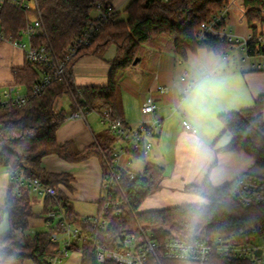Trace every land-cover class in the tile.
<instances>
[{
  "label": "trees",
  "instance_id": "obj_1",
  "mask_svg": "<svg viewBox=\"0 0 264 264\" xmlns=\"http://www.w3.org/2000/svg\"><path fill=\"white\" fill-rule=\"evenodd\" d=\"M39 7L44 35L34 40L35 45L49 44L55 59H63L72 40L78 37L92 21L91 12L97 3L107 0H36ZM248 27L256 33V23L264 28V0H243ZM228 0H131L118 13L113 24H104L90 45L82 48L66 64L63 79L47 86L43 93L22 107L0 105V167L21 170L39 178L44 184L55 187L67 183L66 175H51L41 171L43 157L55 154L67 162H81L97 156L102 169L110 161L109 147L90 146L82 151H73L69 143L57 141L56 132L64 123L66 114L59 109L61 98L67 97L74 111V100L82 99L89 109L109 107L114 115L117 107L118 74L133 65L142 46L150 41L167 36L172 48L182 60L188 55L206 50L215 55H225L229 45L209 39L205 43L196 41L199 27L218 13ZM125 18L122 19L121 15ZM26 12L6 3L0 8V30L7 39H18L25 26ZM1 43V42H0ZM110 46L116 54L109 62L108 83L103 87H77L73 83V68L85 56L103 58ZM253 55V52L250 53ZM38 80V68L27 61L15 71L12 84L21 85L27 91ZM223 131L230 135L222 151H242L254 160L255 166L264 170V98L258 97L250 108L218 116ZM135 160L145 163L141 172L129 177L123 171L114 201H119L118 213L112 209L104 217L107 228L93 229L75 213L72 204L58 194L66 220L87 234L96 235V240L113 248L115 239L130 235L138 227L152 232L158 241L197 238L210 239L218 234H238L240 231L264 225V205L244 207L230 193L231 183L216 188L206 179L201 185H189L185 191L203 198L206 204H184L153 211H140L144 201L157 189L163 180V168L146 162V155L133 153ZM102 203L99 202L98 213ZM6 217L8 229L0 232V264L4 262H30L31 264H53L59 243L50 240V231L35 232L30 240L21 241L29 228L30 220L37 218L31 210L28 195L20 197L11 193V186L0 207V221ZM80 252L81 264H97L92 241H83L69 248ZM106 264H115L108 262ZM161 264H248L219 258L213 255L205 263L161 261Z\"/></svg>",
  "mask_w": 264,
  "mask_h": 264
},
{
  "label": "crops",
  "instance_id": "obj_2",
  "mask_svg": "<svg viewBox=\"0 0 264 264\" xmlns=\"http://www.w3.org/2000/svg\"><path fill=\"white\" fill-rule=\"evenodd\" d=\"M107 1L120 5L123 0ZM259 30L264 33V28ZM249 31L248 27V32H235L246 35ZM159 38L142 46L137 64L118 74L115 116L132 127L137 126L142 118L141 106L151 96L157 106L155 116L161 122L154 138L156 151L151 163L163 168V180L159 189L141 205L142 212L184 204H206L203 198L185 191V187L201 185L207 179L213 187L219 188L243 173L259 169L254 160L242 151H222L228 144L230 135L223 131L218 116L250 108L255 99L264 98V71H257L254 67L255 60L245 57L239 50L225 55L200 50L182 60L173 51L172 41L170 46L167 44L164 47L160 41L155 43ZM115 54L116 48L110 46L103 58H81L73 68L74 85L106 86L110 72L109 62ZM24 64L22 51L9 43H0V90L12 83L15 71ZM179 69L187 74L185 81L177 79ZM209 77L219 82V91L202 107L190 110L184 104L188 95L184 90L190 83ZM157 85L170 87L171 91L160 94L155 91ZM66 105L67 109H64L63 103L58 105L66 114L64 123L56 132L59 143H69L73 151H82L93 145L109 147L112 151L118 147L119 143L100 119V107L88 111L86 121H81L68 119L73 112L69 99ZM174 107L178 108L177 112H173ZM183 119L195 128V133L183 128ZM148 155L149 153L146 155V162H150ZM144 166L145 163L143 168ZM40 167L46 174L68 177L67 183H59L55 189L72 204L80 218L97 215L102 176L101 161L97 156L73 163L51 154L42 158ZM133 167L136 165L130 166L134 172L143 170ZM4 177L9 188L8 178ZM28 199L32 210L35 198L31 200L28 195ZM42 203L44 205V201ZM91 207L94 208L93 211H84ZM55 264H81V254L70 252L67 258Z\"/></svg>",
  "mask_w": 264,
  "mask_h": 264
},
{
  "label": "built area",
  "instance_id": "obj_3",
  "mask_svg": "<svg viewBox=\"0 0 264 264\" xmlns=\"http://www.w3.org/2000/svg\"><path fill=\"white\" fill-rule=\"evenodd\" d=\"M30 0H0V8L8 3L13 7L26 12L25 26L19 31L18 39H7L0 30V42L9 43L13 48L23 52L24 59L38 68V80L26 90L21 85L9 84L0 90V105L22 107L31 99L39 97L44 89L51 83L63 79L65 64L82 48L90 45L98 35L100 27L104 24H113L121 11L119 6L110 2L97 3L96 15L83 29L81 34L70 42L64 58L55 59L49 44L35 45L34 40L44 35V27L40 16L37 1L33 0L34 8L31 10L26 4ZM131 0H123L129 3ZM166 3L169 0H155ZM232 10L230 0L215 15L204 22L196 33V41L205 43L209 39L224 42L229 45V52L241 51L245 57L255 60L254 67L257 71H264V33L259 26L253 23L251 27H258L256 33L250 28L246 35H238L231 24L229 16ZM245 13V9H244ZM253 52V55L250 53ZM187 74L180 77L185 81ZM187 87L184 93H188ZM155 91L167 94L170 87L157 85ZM74 100V111L68 119L86 121L89 109L82 99ZM157 106L154 99L148 96L141 106V121L135 127L124 123L116 117L109 107L100 108V119L119 143L110 155V161L102 169L101 176V212L92 217L81 218L84 223H90L93 229L104 231L107 222L104 217L108 212L117 215L119 201H114V196L119 189L122 172L128 171L129 177H134L130 169L136 161L133 153L147 155L152 148L151 140L155 138L160 128V119L155 116ZM178 108L174 107L173 112ZM185 130L195 133V128L186 120H182ZM126 157L123 163L122 158ZM6 175L11 186V193L20 197L25 191L28 195L38 196L44 201L43 224L50 231V240L59 243L57 256L51 259L53 264L67 258L69 248L80 245L83 241L93 242L97 264L113 262L115 264H161V261H180L188 263H205L213 255L236 261H246L248 264H264V225L252 226L240 231L238 234H218L210 239L197 238L191 241L181 239H166L158 241L156 236L143 228L130 235H119L113 248L99 243L96 235L85 233L82 228L66 220V214L61 207L55 187L44 184L39 178L31 176L21 170H8L0 167V175ZM230 193L234 200L241 206L254 207L264 205V177L250 173H243L236 177L230 186ZM259 251V254L257 253Z\"/></svg>",
  "mask_w": 264,
  "mask_h": 264
},
{
  "label": "rangeland",
  "instance_id": "obj_4",
  "mask_svg": "<svg viewBox=\"0 0 264 264\" xmlns=\"http://www.w3.org/2000/svg\"><path fill=\"white\" fill-rule=\"evenodd\" d=\"M118 2V1H117ZM244 1L243 0H230V4L232 6V10L230 12V16H229V20H230V23L231 25L233 26V29L234 31H241V32H248V24L246 22V18H245V13H244ZM26 4L29 6V8L31 10H33L34 8V2L33 0H30V1H26ZM127 2L123 3V1L121 2L120 5H115V6H119L120 10L123 11V9L127 6ZM96 15L95 11L93 10L91 12V16L94 17ZM122 19L125 18V15L122 14L121 15ZM160 41V43L163 44V46L165 47L167 44L170 46L171 45V40L169 37L167 36H162L160 37L159 39L155 40V43H158ZM184 71H182L181 69H179L178 71V74H177V79L180 80V77L184 76ZM192 84L190 83L189 84V88H188V92H189V89H190V86ZM188 94V93H186ZM67 97H63L60 99L59 104L63 103V107L64 109H67L68 108V105L67 104ZM152 142V148L151 150L149 151V160L150 162L154 161L153 160V155H155V151H156V145H155V140L154 138L151 140ZM126 157H123L122 158V163L124 164V162H126ZM132 164H135L136 167H133V168H136L137 170H140L141 168H143V165L144 163L141 162V161H133ZM135 170V169H134ZM135 170V171H137ZM248 173L250 174H253V175H261L262 177H264V171L261 170V169H255L253 171H249ZM6 175H0V207H2L3 203H4V199L6 197V193H7V190H8V184L5 180V177ZM2 177V178H1ZM189 194H192L194 196H197L196 194H193V193H189ZM199 196H197L198 198ZM34 199V202L32 204V212L34 214H36L37 218H34L32 220H30L29 222V228L23 233V237L24 239L21 238V241H25V240H30V238L33 236V233L35 232H42V231H46L47 228L45 227V225L43 224V217H44V205L42 203V199L38 196H34L32 195L31 196V200ZM201 198V197H199ZM93 211L94 208L91 207V208H87V209H84V211ZM95 214V213H93ZM8 229V224H7V219L6 217L4 216L2 218V220L0 221V232H5L7 231ZM2 264H31L30 262H21V263H18V262H4Z\"/></svg>",
  "mask_w": 264,
  "mask_h": 264
},
{
  "label": "clouds",
  "instance_id": "obj_5",
  "mask_svg": "<svg viewBox=\"0 0 264 264\" xmlns=\"http://www.w3.org/2000/svg\"><path fill=\"white\" fill-rule=\"evenodd\" d=\"M219 88L220 84L215 79H198L190 86L184 104L190 110L200 108L219 91Z\"/></svg>",
  "mask_w": 264,
  "mask_h": 264
},
{
  "label": "water",
  "instance_id": "obj_6",
  "mask_svg": "<svg viewBox=\"0 0 264 264\" xmlns=\"http://www.w3.org/2000/svg\"><path fill=\"white\" fill-rule=\"evenodd\" d=\"M137 62H138V59L136 58V59L134 60V62H133V65H136ZM257 253L259 254V251H257Z\"/></svg>",
  "mask_w": 264,
  "mask_h": 264
}]
</instances>
